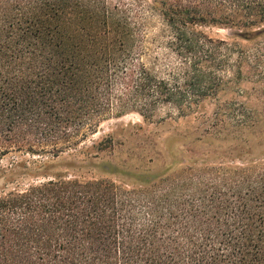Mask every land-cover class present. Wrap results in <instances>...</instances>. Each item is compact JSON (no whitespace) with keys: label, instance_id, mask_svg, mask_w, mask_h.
Listing matches in <instances>:
<instances>
[{"label":"trees","instance_id":"16d2710c","mask_svg":"<svg viewBox=\"0 0 264 264\" xmlns=\"http://www.w3.org/2000/svg\"><path fill=\"white\" fill-rule=\"evenodd\" d=\"M262 26L264 0H0V160L58 158L114 116L198 114L231 50L205 29ZM262 117L219 105L198 142L226 126L264 139ZM234 140L236 159L200 153L142 187L61 177L1 195L0 264H264V151Z\"/></svg>","mask_w":264,"mask_h":264},{"label":"rangeland","instance_id":"374dc122","mask_svg":"<svg viewBox=\"0 0 264 264\" xmlns=\"http://www.w3.org/2000/svg\"><path fill=\"white\" fill-rule=\"evenodd\" d=\"M205 31L214 39L226 41L232 51L224 69V91L205 101L198 114L181 118L174 108L165 107L151 120L138 113L114 116L102 122L81 147L58 158L8 155L0 160V196L61 177L114 181L127 189L142 187L147 181L172 176L184 166H192L200 153L219 154L214 156L218 163L236 159L241 148L235 138L245 139L254 156L261 154L264 139L253 140L247 129L234 134L226 126L220 141L215 137L204 140L206 144L198 141L207 128L202 116H212L219 105L243 107V111L263 116L264 123V26L254 30L251 39L229 28ZM107 138L112 139L111 147L98 153L94 146ZM243 152L250 158L249 149Z\"/></svg>","mask_w":264,"mask_h":264}]
</instances>
